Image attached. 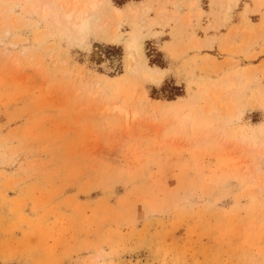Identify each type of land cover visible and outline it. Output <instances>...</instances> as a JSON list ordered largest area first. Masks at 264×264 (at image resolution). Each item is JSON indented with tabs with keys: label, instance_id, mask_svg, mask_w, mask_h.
<instances>
[{
	"label": "rangeland",
	"instance_id": "rangeland-1",
	"mask_svg": "<svg viewBox=\"0 0 264 264\" xmlns=\"http://www.w3.org/2000/svg\"><path fill=\"white\" fill-rule=\"evenodd\" d=\"M76 1L0 0V264H264V62L198 53L233 3L86 0L80 41L54 20ZM113 7L160 85L128 68ZM242 12L220 52L264 37Z\"/></svg>",
	"mask_w": 264,
	"mask_h": 264
},
{
	"label": "bare ground",
	"instance_id": "bare-ground-1",
	"mask_svg": "<svg viewBox=\"0 0 264 264\" xmlns=\"http://www.w3.org/2000/svg\"><path fill=\"white\" fill-rule=\"evenodd\" d=\"M228 1L230 2V4L233 3V6L236 7L238 0H228ZM254 2H255L256 12H259L260 9H264V0H254ZM52 4L53 3L45 4V8L47 9L45 8L42 9L44 14L51 9L50 6ZM194 6H196V2L191 3V8ZM56 9L60 11V14L58 15L59 17L54 19L56 23L63 24L64 26H66L69 29V31L72 34H74V36L80 41L88 37V34H90L91 31V26L97 14L96 11L97 4L95 2L93 1L86 2V0L85 1L77 0L76 3L73 4L72 6H69L67 4H62L60 5V7H57ZM162 11L164 12L165 9H162ZM128 12H129L128 14L134 15L133 26L134 28L138 29L139 25L135 22V20L137 19V17L135 16L136 12L133 11L132 9H130ZM248 12L249 10L248 7L246 6V9L242 14L243 20L245 22L244 23L245 27L243 30L250 37L251 35H253L254 31L256 30H254L253 24L249 22V19L247 17ZM173 14L176 15V12H173ZM203 14L204 11L202 9H197L195 12L191 10L187 14L188 25H190L192 17H196L197 19H200ZM217 14H218L217 12L213 13L214 16H217ZM123 15L124 13L121 9L113 7L111 18L108 19V24L109 23L112 24L111 35L113 36V40L117 42L119 40L122 39L125 40L128 37H130L129 40L126 41V48L128 50V64H129L128 68L133 72H135L136 74H140L144 79L148 80L149 82H152L153 84L156 85H160L164 78V70L159 68H155L156 70H151L147 66L144 69H142L144 65H142L141 68L139 64L145 61V56L142 48V34L140 32L137 33L136 31L126 32V33L121 32L120 24ZM259 26L260 28L264 26V11L262 13V18ZM213 97L214 99H219V96L217 94H215ZM216 111H217V105H214L212 101L209 106V112H216Z\"/></svg>",
	"mask_w": 264,
	"mask_h": 264
},
{
	"label": "crops",
	"instance_id": "crops-1",
	"mask_svg": "<svg viewBox=\"0 0 264 264\" xmlns=\"http://www.w3.org/2000/svg\"><path fill=\"white\" fill-rule=\"evenodd\" d=\"M198 3L205 12L209 10L210 0H198ZM245 5H248L249 11L255 8L254 0H238L236 7L231 11L232 14L228 22H226L223 26L219 27L217 30H208L206 32L209 37L214 36L216 40L212 42L210 48L199 50L198 51L199 54L208 53L210 56L215 57L219 62L228 59L236 63L234 66L242 67V68H246L249 66L258 67L259 65H262V63L264 62V37L254 42V44H251L247 49V54L243 52H237L234 50L228 52L227 51L220 52V47L222 45L228 44L227 41L229 40V38H230L229 45L231 46V48H237V46L238 47L242 46V42L244 39L242 34L235 33L234 35H232L231 30L233 27L238 26L239 23L241 22L240 13L244 9ZM262 10L263 9H260L258 13H249V14L247 13V17H249L251 22L253 23L257 22L259 24L261 21V15L263 13ZM167 43H170V41L168 42V40L161 39L160 42H158V46L159 48H162ZM191 53H194V51H192ZM252 55L253 57H251ZM167 74L168 73H166L165 76Z\"/></svg>",
	"mask_w": 264,
	"mask_h": 264
}]
</instances>
